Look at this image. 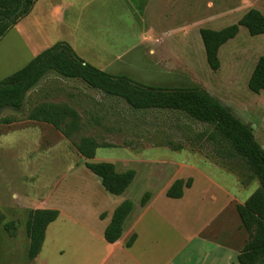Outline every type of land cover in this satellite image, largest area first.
Wrapping results in <instances>:
<instances>
[{
    "label": "rangeland",
    "instance_id": "obj_1",
    "mask_svg": "<svg viewBox=\"0 0 264 264\" xmlns=\"http://www.w3.org/2000/svg\"><path fill=\"white\" fill-rule=\"evenodd\" d=\"M62 1L52 0L53 6ZM73 1L72 12L62 10L64 20L41 17L40 1L31 15L20 19L18 27L5 33L0 39V79L55 42L66 41L85 62L106 72L147 85L204 89L248 125L264 148V91L254 93L247 86L258 57L264 54V34L250 35L240 26L237 35L218 52L219 69L212 70L199 34L201 24L195 26L204 16L201 8L206 0H174V4L173 0ZM184 1H191V5L186 6ZM173 16L177 18L175 23L167 19ZM160 19L169 21L158 23ZM229 19L222 23H235L227 22ZM191 24L194 27L171 35V25ZM160 31L171 33L164 37ZM44 102L75 108L81 116L80 130L66 137L50 124L29 119L31 108ZM212 131V125L181 111L136 110L80 80L47 73L27 93L20 108L0 111V264H98L101 260V247L83 251V238L74 234L80 228L66 215L47 227L35 262L27 257L28 212L42 207L53 187L52 180L70 162L77 161L74 143L83 136H94L111 146L98 148L97 157L103 159H118L127 153L126 148H132L135 155L142 152V157L156 159L166 153L159 147L189 146L221 163L234 161L241 180L256 185L258 180L248 178L251 173L242 159L227 158L233 154L228 142L219 137L217 142L209 139ZM220 151L224 152L222 156ZM117 169L121 170L119 165ZM87 174L96 178L89 170ZM74 180L70 176L68 182ZM144 181L139 176L126 188L133 200H140L148 191ZM4 222H14L13 236L4 229Z\"/></svg>",
    "mask_w": 264,
    "mask_h": 264
},
{
    "label": "crops",
    "instance_id": "obj_2",
    "mask_svg": "<svg viewBox=\"0 0 264 264\" xmlns=\"http://www.w3.org/2000/svg\"><path fill=\"white\" fill-rule=\"evenodd\" d=\"M40 1V15L43 18L58 17L64 20L62 10L72 12L74 7L73 0H63L56 6H53L52 0H37L26 16L34 12ZM187 2L184 1L186 6H190L191 1ZM201 9L204 16L196 21L195 26L200 23L201 28L206 25L205 28L222 29L224 27L221 26L227 24L222 23L223 20L230 18L227 22L234 20L236 23L250 9H257L264 15V0H206ZM167 19L175 23L177 18L173 16ZM169 20L160 19L157 22ZM19 21L11 29L18 27ZM142 22L147 27V22ZM231 24L234 23L230 22L228 26ZM191 27L194 25H171L172 33L160 32L167 37L176 30ZM148 33L146 38L150 35ZM159 148L166 153L164 157L156 159L144 158L142 152L135 155L131 152L132 148H126L127 153L118 159L97 157L98 148L92 159L77 153V161L70 162L52 180L53 187L41 208L57 209L59 215L56 220L66 215L80 228L74 234L83 238V251H94L97 246L101 247L104 253L98 264H239L237 255L248 234L241 226L236 205L244 203L259 187V182L256 185L252 181L242 183L234 161L221 163L196 148ZM135 150L139 151L138 148ZM86 161L112 162L118 172L133 169V181L142 176L148 189L145 192L150 193L145 205L141 206L140 200H133L126 189L119 195L107 192L98 176L93 178L87 174ZM149 163L154 164L150 166ZM117 165L121 170L117 169ZM77 169L79 172L75 173ZM70 176H74L75 180L68 182ZM188 178L192 179V183L184 187L180 198L166 196V190L176 179ZM125 199L131 200L133 207L123 223L121 237L114 243H108L103 237L104 229L114 209ZM100 214H104V217L100 218ZM132 234L136 238L130 247H126L125 243Z\"/></svg>",
    "mask_w": 264,
    "mask_h": 264
},
{
    "label": "trees",
    "instance_id": "obj_3",
    "mask_svg": "<svg viewBox=\"0 0 264 264\" xmlns=\"http://www.w3.org/2000/svg\"><path fill=\"white\" fill-rule=\"evenodd\" d=\"M36 1L0 0V39L31 11ZM240 26L245 27L250 35L264 34V15L257 9H250L236 23L222 29H199L210 69H219V48L237 35ZM50 72L63 78L80 80L89 88L122 99L136 110H176L196 121L212 125L213 131L208 135L209 139L217 142L219 137L228 142L234 155L229 154L227 158L236 160L235 156H238L251 173L248 178L253 176L259 182V187L245 202L236 205L241 226L248 233V238L237 255V261L239 264H264V148L256 141L248 125L200 87L153 86L137 82L125 75L106 72L85 62L69 43L62 40L42 50L20 69L0 79V111L7 107L20 108L27 93ZM247 86L254 93L264 91V54L258 57ZM80 117L75 108L50 102L37 104L28 113L29 119L50 124L66 137L80 130ZM74 146L77 153L86 159L94 158L99 147H111L107 143L99 142L94 136H83ZM223 153L220 151V156ZM84 165L100 178L103 188L114 195L122 194L135 175L133 169L116 171L114 164L109 161H86ZM191 183V178L176 179L166 190V196L180 198L184 187H189ZM149 197L150 193L145 192L140 199V205L144 206ZM132 207V201L125 199L114 209L103 233L106 242L114 243L121 237L123 223ZM58 215L57 209L29 210L26 219L28 259L33 260L39 254L46 228ZM103 217L104 214H100V218ZM2 220L3 213L0 211V224ZM3 226L10 235H14V222H4ZM135 238L136 235L132 234L125 246L130 247Z\"/></svg>",
    "mask_w": 264,
    "mask_h": 264
}]
</instances>
